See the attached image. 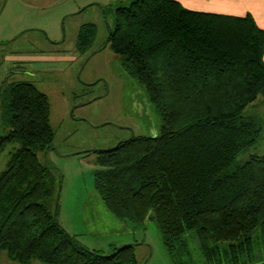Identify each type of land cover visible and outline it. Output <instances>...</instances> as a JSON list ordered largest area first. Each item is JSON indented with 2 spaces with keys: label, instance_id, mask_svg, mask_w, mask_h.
Returning <instances> with one entry per match:
<instances>
[{
  "label": "trees",
  "instance_id": "trees-1",
  "mask_svg": "<svg viewBox=\"0 0 264 264\" xmlns=\"http://www.w3.org/2000/svg\"><path fill=\"white\" fill-rule=\"evenodd\" d=\"M94 31L93 24L81 26L80 49ZM107 43L160 118L156 135L92 150L94 187L107 211L131 228L152 215L173 264H192L183 260L187 232L216 263L214 248L222 243L249 248L253 233L264 232V151L241 162L237 156L254 149L264 133L263 118L244 112L264 97V29L250 14L129 0L115 8ZM0 97L8 128L0 153L19 144L0 172V253L19 264H139L136 243L104 254L57 220L61 176L38 156L53 149L47 94L17 80L2 87Z\"/></svg>",
  "mask_w": 264,
  "mask_h": 264
},
{
  "label": "rangeland",
  "instance_id": "rangeland-1",
  "mask_svg": "<svg viewBox=\"0 0 264 264\" xmlns=\"http://www.w3.org/2000/svg\"><path fill=\"white\" fill-rule=\"evenodd\" d=\"M128 2L0 0V92L9 82L26 80L48 96L53 149L38 152V156L61 176L57 220L70 234L85 247L104 254L115 246L136 243L139 264H173L152 215L141 225L125 227L107 211L94 187L98 165L93 149L159 131L160 118L144 87L124 69L121 56L107 43L115 8ZM88 24H93L95 31L80 49L78 31ZM263 98L259 96L244 112L264 120ZM7 131L0 97V136ZM18 145L9 143L0 153V172ZM253 151H264V133L257 146L241 152L237 160L244 161ZM48 202L53 209V198ZM260 230L253 233L249 248L244 244L231 247L229 242L215 247L220 263L208 260L205 248L187 232L184 238L189 255L183 260L191 259L192 264L263 262L264 232ZM0 264L17 263H10L1 252ZM31 264L44 263L33 259Z\"/></svg>",
  "mask_w": 264,
  "mask_h": 264
},
{
  "label": "crops",
  "instance_id": "crops-1",
  "mask_svg": "<svg viewBox=\"0 0 264 264\" xmlns=\"http://www.w3.org/2000/svg\"><path fill=\"white\" fill-rule=\"evenodd\" d=\"M184 8L217 14L244 16L250 14L264 29V0H176ZM264 61V52H263ZM9 259V258H8ZM10 263L16 261L9 259ZM19 264L18 262H16Z\"/></svg>",
  "mask_w": 264,
  "mask_h": 264
}]
</instances>
